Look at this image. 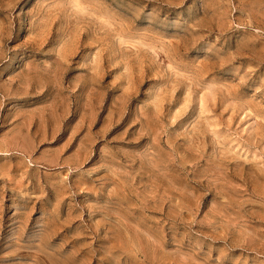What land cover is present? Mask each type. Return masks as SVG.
<instances>
[{"label": "rangeland", "instance_id": "rangeland-1", "mask_svg": "<svg viewBox=\"0 0 264 264\" xmlns=\"http://www.w3.org/2000/svg\"><path fill=\"white\" fill-rule=\"evenodd\" d=\"M0 264H264V0H0Z\"/></svg>", "mask_w": 264, "mask_h": 264}]
</instances>
